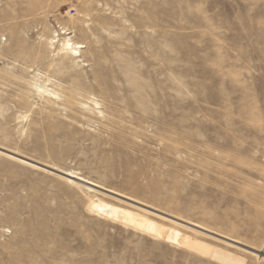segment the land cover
<instances>
[{
	"label": "rangeland",
	"instance_id": "1",
	"mask_svg": "<svg viewBox=\"0 0 264 264\" xmlns=\"http://www.w3.org/2000/svg\"><path fill=\"white\" fill-rule=\"evenodd\" d=\"M0 264H264V0H0Z\"/></svg>",
	"mask_w": 264,
	"mask_h": 264
},
{
	"label": "bare ground",
	"instance_id": "2",
	"mask_svg": "<svg viewBox=\"0 0 264 264\" xmlns=\"http://www.w3.org/2000/svg\"><path fill=\"white\" fill-rule=\"evenodd\" d=\"M58 42L57 36H53L51 38H48L46 48L54 49L55 44ZM85 47L81 43H76L74 42L71 38L64 39L61 44L60 48L58 50V55L64 54L65 57H69L73 60H77L78 62H84L82 60L83 58V49ZM65 52V53H64ZM30 70V72H33L31 68H27ZM52 80L47 77L46 75L43 74H37L33 75L30 80L27 81L28 85L32 88L35 89L37 94L42 96L44 94H48L50 97H52L54 100H63L62 94L60 92H57V90L54 88H50L49 85ZM98 106V103L95 104ZM94 111V110H92ZM99 114H102L101 112H98Z\"/></svg>",
	"mask_w": 264,
	"mask_h": 264
}]
</instances>
